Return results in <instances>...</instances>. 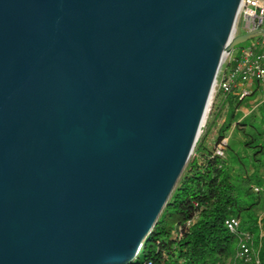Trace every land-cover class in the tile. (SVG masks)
Here are the masks:
<instances>
[{"label":"water","instance_id":"1","mask_svg":"<svg viewBox=\"0 0 264 264\" xmlns=\"http://www.w3.org/2000/svg\"><path fill=\"white\" fill-rule=\"evenodd\" d=\"M242 0H0V264H130L182 176Z\"/></svg>","mask_w":264,"mask_h":264},{"label":"trees","instance_id":"2","mask_svg":"<svg viewBox=\"0 0 264 264\" xmlns=\"http://www.w3.org/2000/svg\"><path fill=\"white\" fill-rule=\"evenodd\" d=\"M259 84L243 98L236 88L215 93L187 167L130 264H232L237 238L224 223L230 217L253 234L264 262V102L254 105Z\"/></svg>","mask_w":264,"mask_h":264},{"label":"built area","instance_id":"3","mask_svg":"<svg viewBox=\"0 0 264 264\" xmlns=\"http://www.w3.org/2000/svg\"><path fill=\"white\" fill-rule=\"evenodd\" d=\"M241 21L243 32H260L264 29V0H242L237 17L238 24ZM249 44L235 46L225 56L223 66L217 74V82L213 93L221 91L223 94L236 88V93L241 98L250 94L255 84L264 83V34L248 40ZM205 124V123H204ZM227 142L224 139L218 145L216 151L222 154V145ZM225 226L230 234L237 238L236 254L232 264H264L260 258L259 250L254 245L252 233L244 231L236 217L225 219ZM262 237V234H260Z\"/></svg>","mask_w":264,"mask_h":264},{"label":"rangeland","instance_id":"4","mask_svg":"<svg viewBox=\"0 0 264 264\" xmlns=\"http://www.w3.org/2000/svg\"><path fill=\"white\" fill-rule=\"evenodd\" d=\"M240 21V20H239ZM243 32V27H242V25H241V21H240V23L238 24V33H242ZM250 43V41H246V42H244L243 44H241V45H239V47H243V46H245V45H247V44H249ZM257 101H255L256 102V104H254V105H258L260 102H264V84H262V86H261V88H259L257 91ZM215 93H213V96H212V98H211V101H210V104H209V111H208V113H207V117H208V115H209V113H210V111H211V107H212V105H213V102H214V100H215ZM249 111V109H245L244 110V112H241V113H243V114H245V113H247ZM207 117H206V119H207ZM206 121V120H205ZM205 123V122H204ZM204 126H205V124H204ZM203 126V127H204ZM212 131H213V129H212ZM201 134H202V131H201V133H200V135H199V138H200V136H201ZM210 136H211V133H210ZM263 230H260V229H258L257 231H256V234H262L263 235V232H262ZM140 251V250H139ZM139 251H138V253H139ZM137 253V254H138Z\"/></svg>","mask_w":264,"mask_h":264},{"label":"crops","instance_id":"5","mask_svg":"<svg viewBox=\"0 0 264 264\" xmlns=\"http://www.w3.org/2000/svg\"><path fill=\"white\" fill-rule=\"evenodd\" d=\"M260 84L262 85V84H264V83H260ZM260 84H259V85H260ZM254 86H255V85H254ZM254 86H253V88H254ZM251 91H252V90H251ZM212 139H213V136L211 137V139H210V140H212ZM227 140H228V139H227Z\"/></svg>","mask_w":264,"mask_h":264}]
</instances>
